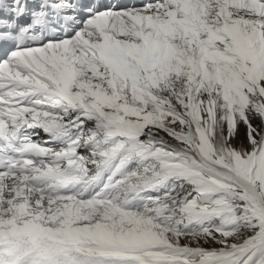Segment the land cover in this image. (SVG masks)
I'll list each match as a JSON object with an SVG mask.
<instances>
[{
    "label": "snow or ice",
    "instance_id": "obj_1",
    "mask_svg": "<svg viewBox=\"0 0 264 264\" xmlns=\"http://www.w3.org/2000/svg\"><path fill=\"white\" fill-rule=\"evenodd\" d=\"M0 264H264V0H0Z\"/></svg>",
    "mask_w": 264,
    "mask_h": 264
}]
</instances>
